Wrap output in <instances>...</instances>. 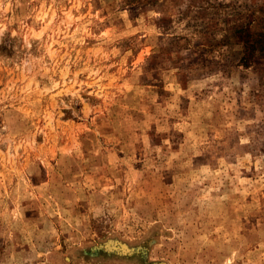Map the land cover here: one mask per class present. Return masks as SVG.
<instances>
[{
  "label": "rangeland",
  "instance_id": "374dc122",
  "mask_svg": "<svg viewBox=\"0 0 264 264\" xmlns=\"http://www.w3.org/2000/svg\"><path fill=\"white\" fill-rule=\"evenodd\" d=\"M0 264H264V0H0Z\"/></svg>",
  "mask_w": 264,
  "mask_h": 264
}]
</instances>
